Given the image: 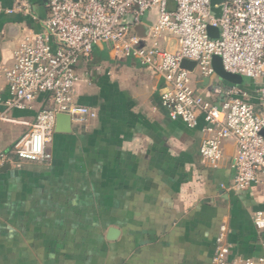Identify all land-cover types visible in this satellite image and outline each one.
Returning <instances> with one entry per match:
<instances>
[{"label":"crops","instance_id":"0c3cea01","mask_svg":"<svg viewBox=\"0 0 264 264\" xmlns=\"http://www.w3.org/2000/svg\"><path fill=\"white\" fill-rule=\"evenodd\" d=\"M16 2L0 0V112L10 98L2 70L25 34L42 31L48 11L44 0H30V12ZM77 73L76 102L98 117L73 121L71 133L55 130L49 161H19L11 152L50 104L48 94L0 122V154L12 160L0 167V264H53L52 256L70 264H212L224 222L231 259L263 253L264 231L252 215L264 208V180L231 188L232 141L223 163L208 164L200 152L204 118L195 128L170 118L164 80L109 43L95 44Z\"/></svg>","mask_w":264,"mask_h":264},{"label":"built area","instance_id":"2783aa9c","mask_svg":"<svg viewBox=\"0 0 264 264\" xmlns=\"http://www.w3.org/2000/svg\"><path fill=\"white\" fill-rule=\"evenodd\" d=\"M30 0H17L16 7L31 11ZM47 0V16L40 32L23 36L13 50V62L3 68L10 90L0 122L12 109L33 108L40 94L50 104L40 110L28 132L17 139L12 153L19 161L45 163L50 159L58 113L74 122L98 117L96 109L76 102L80 81L77 65L91 58L94 45H112L119 55L136 56L152 75L164 80L162 103L170 118L187 127L206 125L200 152L206 162L218 167L225 159V143L232 141L234 190H243L264 180V0ZM156 21L146 35L137 33L144 18ZM218 29L217 37L208 27ZM221 57L226 71L252 79L250 89L222 79L212 65ZM184 59L196 62L193 71L181 67ZM197 70V75L194 72ZM208 79L205 84L204 80ZM0 154V167L11 162ZM264 231V208L252 215ZM229 228L222 223L212 264H264L258 257L230 258Z\"/></svg>","mask_w":264,"mask_h":264},{"label":"water","instance_id":"95a60500","mask_svg":"<svg viewBox=\"0 0 264 264\" xmlns=\"http://www.w3.org/2000/svg\"><path fill=\"white\" fill-rule=\"evenodd\" d=\"M44 1L47 2V0H44ZM222 1L223 0H211L212 11L217 17H219L221 15L222 10H221V8L214 7V5L216 3H219ZM17 29H18L19 36H20L22 33V27L18 26ZM208 31L212 37H217L219 34L218 29L214 26H209ZM212 65H213L214 70L217 72V74L222 79H224L228 82H231V83H235V84H240V85L244 84V77L243 76H241L239 74H234V73L228 72L224 69L220 56H218V55L213 56ZM195 66H196V62L192 61V60L184 59L181 62V67L188 69L190 71H193ZM207 82H208V79H205L204 83L206 84ZM72 126H73V120L69 114L58 113L57 120H56V127H55V130L57 132L71 133L72 132ZM262 132L264 134V130ZM9 167H10V165L7 164V165L3 166L2 169L4 170V169L9 168Z\"/></svg>","mask_w":264,"mask_h":264},{"label":"rangeland","instance_id":"374dc122","mask_svg":"<svg viewBox=\"0 0 264 264\" xmlns=\"http://www.w3.org/2000/svg\"><path fill=\"white\" fill-rule=\"evenodd\" d=\"M155 17L157 18V13H155ZM194 74L197 75V70L194 72ZM253 82L254 81L252 79H250V78H247V77L244 78V84L245 85L252 84ZM99 249H100V245H99ZM50 259H51V261H50L51 263L54 262L53 264H55L56 260H57L58 263H61V264H64V263L65 264L66 263L70 264V261L64 262L63 258H61L60 256H52V257H50Z\"/></svg>","mask_w":264,"mask_h":264}]
</instances>
